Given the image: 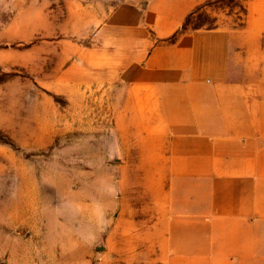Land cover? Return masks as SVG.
<instances>
[{
  "label": "rangeland",
  "instance_id": "374dc122",
  "mask_svg": "<svg viewBox=\"0 0 264 264\" xmlns=\"http://www.w3.org/2000/svg\"><path fill=\"white\" fill-rule=\"evenodd\" d=\"M122 1L0 0V264H258L173 212L159 123L100 37ZM183 27L229 29L264 81V0H200Z\"/></svg>",
  "mask_w": 264,
  "mask_h": 264
},
{
  "label": "crops",
  "instance_id": "0c3cea01",
  "mask_svg": "<svg viewBox=\"0 0 264 264\" xmlns=\"http://www.w3.org/2000/svg\"><path fill=\"white\" fill-rule=\"evenodd\" d=\"M199 2L123 0L100 37L133 111L159 123L173 212L224 240L228 260L264 264V81L229 29H184Z\"/></svg>",
  "mask_w": 264,
  "mask_h": 264
}]
</instances>
